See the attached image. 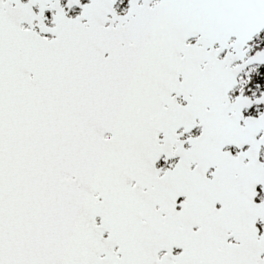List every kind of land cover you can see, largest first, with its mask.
I'll return each instance as SVG.
<instances>
[{
  "label": "snow or ice",
  "instance_id": "6c2138e0",
  "mask_svg": "<svg viewBox=\"0 0 264 264\" xmlns=\"http://www.w3.org/2000/svg\"><path fill=\"white\" fill-rule=\"evenodd\" d=\"M0 264H264V0H0Z\"/></svg>",
  "mask_w": 264,
  "mask_h": 264
}]
</instances>
